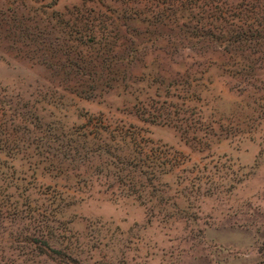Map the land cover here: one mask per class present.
Masks as SVG:
<instances>
[{
  "label": "rangeland",
  "instance_id": "374dc122",
  "mask_svg": "<svg viewBox=\"0 0 264 264\" xmlns=\"http://www.w3.org/2000/svg\"><path fill=\"white\" fill-rule=\"evenodd\" d=\"M54 1L0 0V264H264V0Z\"/></svg>",
  "mask_w": 264,
  "mask_h": 264
},
{
  "label": "trees",
  "instance_id": "16d2710c",
  "mask_svg": "<svg viewBox=\"0 0 264 264\" xmlns=\"http://www.w3.org/2000/svg\"><path fill=\"white\" fill-rule=\"evenodd\" d=\"M55 1H56V0H55ZM55 1H54V2H55ZM68 26H69V25H68ZM71 27H72V28H75L76 26H73V24H71ZM139 162L141 163V161H139ZM140 163H139V164H140ZM142 164H143V166H148V165H146L144 162H143ZM141 166H142V165H141Z\"/></svg>",
  "mask_w": 264,
  "mask_h": 264
}]
</instances>
